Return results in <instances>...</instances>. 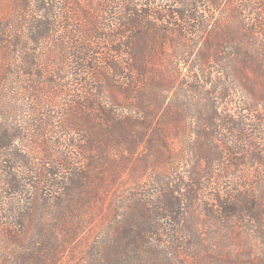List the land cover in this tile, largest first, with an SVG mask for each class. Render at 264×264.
<instances>
[{
    "label": "rangeland",
    "instance_id": "374dc122",
    "mask_svg": "<svg viewBox=\"0 0 264 264\" xmlns=\"http://www.w3.org/2000/svg\"><path fill=\"white\" fill-rule=\"evenodd\" d=\"M99 1L90 4L88 0H79L69 5L60 0L51 2V5L55 4L48 16L52 31L48 41L36 51L46 74L43 80L37 79L34 83L41 89L35 100L25 95V81L29 82L30 77H23L19 72L23 62L16 60L14 55L4 66L0 65V143L12 142L15 152L22 151L23 141H9V137L29 126L23 132L27 145L25 151L31 157L33 167L42 175L49 174L47 171H59L55 165L58 159L69 155L76 158L75 161L81 159L79 163L86 159L79 158L77 148L68 144L77 137L83 145V138L88 133L81 131L72 138L67 125L63 126L71 95L80 96L79 91L72 90L71 94L59 91L62 86L74 85L86 76L76 68L77 59L88 58L84 64L82 62L86 66L88 62L102 61L111 47H122L129 52L133 47L134 53L144 56L139 58L154 71V75H149L152 80L148 84L139 83L134 88V84L129 83L130 94L124 90L126 80L112 81L105 75L97 76L98 91L110 95L111 104L118 103V106L111 107L122 114L134 115L125 105L136 104L138 97L147 94L145 100L152 119L146 129L138 127L139 130L145 129L142 130L144 140L135 152L125 150L126 153L119 154L121 147L116 145L114 148L115 159L125 160L126 166L120 169L115 165L112 174L118 173V177L114 176L113 188L104 204L95 203V207L101 205L108 215H103L101 211L104 210L98 208V216L91 227L62 253L59 264H84V253L109 220L115 217L121 220L124 208L128 213L136 199H147L151 210L155 207L159 213H164L163 195L172 193L178 182L184 187L181 190L184 204L178 210L181 219H157L161 230L150 229L153 242L175 240L181 247L176 253L185 258L203 250L207 253L205 250L211 247L214 252L221 249L218 254L226 257L223 262L226 264H264V240L260 236L261 231L264 232V33H241L237 24L243 18L236 16L238 14L228 18L236 7L232 3L216 10L203 0L197 7L202 24L199 25L196 19L192 21L195 23L193 32L188 29L179 32V28H187L181 21V26H175L176 32L165 37L163 28H168L167 23L150 17L149 23L157 24V27L148 25L137 29L130 33L132 38L115 37L119 30L112 28L109 31L98 29L94 37L85 41L83 38L88 34L84 31L90 29L86 26L88 23H108L113 19L92 10L91 5L101 4ZM158 2L155 8L162 11L163 2ZM75 6L78 14L74 13ZM92 11L95 13L90 15ZM21 13L16 0H0V23L15 50L16 35L24 43L29 38ZM30 14H33L32 10ZM246 18L251 24L253 18ZM16 21L22 25L17 29ZM235 32H240L241 41H232L231 47L220 48L221 37L228 38ZM177 33H183L184 40ZM247 33L249 38L244 37ZM104 34L110 35V39L104 38ZM210 38L214 39L213 44L205 43V39ZM127 41L128 44L131 41L130 48ZM27 45L32 50L37 48L32 43ZM118 54L112 59L124 65L125 61L137 59L128 53ZM49 77L52 84L47 81ZM19 79L24 80L19 83ZM228 121L233 123L225 129L222 123ZM163 131L167 133L169 144L165 148L161 140ZM32 134L36 136L32 137ZM229 148L238 153H231ZM6 153V150L0 151V261L1 255L13 248L7 244L4 227L5 224L9 227L16 225V207L19 205L15 192L16 173L26 175L28 180H39V176H31L29 171L21 174L18 171L20 162L14 155H4ZM170 154L171 159L167 158ZM47 156L49 161L46 162ZM39 185L42 194L53 192L46 183ZM34 189L30 185L29 190L33 192ZM219 198L240 209L232 221L220 218ZM171 201L174 202L175 198ZM256 213H260V221L247 216ZM132 216L136 219L135 215ZM198 240L204 241V249L196 243ZM160 245L165 248L163 243ZM210 254L213 253L210 251ZM206 264L217 263L212 258Z\"/></svg>",
    "mask_w": 264,
    "mask_h": 264
},
{
    "label": "trees",
    "instance_id": "16d2710c",
    "mask_svg": "<svg viewBox=\"0 0 264 264\" xmlns=\"http://www.w3.org/2000/svg\"><path fill=\"white\" fill-rule=\"evenodd\" d=\"M54 1L16 0V5L22 11L23 26L27 25L29 31V38L26 43L19 35H16V50L10 46L7 39L8 34L3 30L0 23V65L4 66L5 62H9L14 55H16V60L20 59L23 62L20 65L21 70L19 72L23 77H30L29 82L25 81V95L33 100L41 92L40 87L34 83L37 79L43 80L46 74L45 66L40 63L36 51H39L42 47L41 45L48 41L50 37L52 22L48 19V16L54 9L55 4L51 5V2L53 3ZM60 1L65 5H69L70 3H78L79 0ZM94 1L88 0L90 4ZM158 1L163 2L162 11H157L155 8L156 3H159ZM207 1L208 4H211L210 8L216 10H220L222 5L226 6L230 5V3L236 6L228 15V18L233 17L234 14H238L236 16L243 18L237 24L241 33L245 31L264 33V0ZM200 2H203V0H100L99 3L101 4L91 5L92 10L101 15L111 16L113 19H110L108 23H104V21L88 23L86 26L90 29L89 31H84L85 33L87 32L86 35L88 34V36H84L83 39L85 41L90 40L98 29L108 31L112 28L117 29L119 31L115 37L119 36L121 38L123 36L129 37L130 33L136 32L137 29L147 28L148 25L156 28L157 24L149 23L150 17H153L156 21L167 23L168 28H163L165 37H169L171 33L176 32L177 28L175 26H181V21L187 28H179V32L184 33L187 29L193 32L195 29L192 28H194L195 23L192 21L196 19L199 25L202 24L197 14V7ZM204 2L206 3V1ZM74 8V13L78 14V7L75 6ZM31 10L33 14H30ZM93 11L90 15L95 13ZM35 14L36 16H32ZM248 16L253 18L251 24L246 22V17ZM18 26L22 25L19 21H16V29ZM240 32H235V35H230L228 38L221 37L220 42L218 41L220 48L231 47L232 41L235 43L241 41L242 35ZM183 33H177V35L183 39ZM130 37L132 38L133 36ZM244 37L249 38L248 33L244 34ZM104 38L110 39V35L107 34ZM212 40L214 39H205V43L213 44ZM29 43L37 45V48L33 50L28 48L27 44ZM126 45L130 48L131 41L129 44L127 41ZM133 49L131 47L132 51L129 52L122 47H111L109 53L103 57L102 61L97 62L96 60L97 63L94 61L92 63L88 62L89 64L86 66L83 64L88 61V58L77 59L76 68L86 74V76L81 77L74 85H64L59 89V91L69 92L70 94L72 90L74 92L79 91L80 96L71 95L72 99H70L63 126L67 125V132L69 137L72 138L81 131L88 133L83 138V145L77 137L74 138V142L68 144L77 148L79 158H86L83 161L84 163H79L81 159L75 161L76 158L73 159L69 155L55 161L59 171H47L46 173H49L47 175L39 173L33 167L32 159L25 151L27 145L24 144V138L26 137L23 132L29 126H25L24 131H22V128L19 129V133L16 131L9 137V141H14L15 139L16 141H23L22 151L18 152L16 150L15 152L11 145L12 142L0 143V151L6 150L7 152L4 155H14L16 161L20 162L21 165L18 171L20 170L21 174L29 171L31 176H39L37 178L39 182L31 179L29 181L26 175L16 173V191H14L19 197V205L16 207V225L9 227L5 224L4 227L7 244L13 248L10 252L6 251L1 255L0 264H59L63 257L62 253L91 227L98 216V208L104 210L101 205L102 203L104 204V200L113 188L114 176L117 175L118 177V173L112 174L114 167L118 165L120 169H124L126 166L125 160L118 161L115 159L113 150L116 145H119L121 147L119 154L126 153L125 150H129L131 153L135 152L136 148L144 140L142 130L145 131L147 128L146 125L152 119V114L149 111L148 102L145 100L147 94L138 97V103L125 105V107L134 112V115L132 113L122 114L111 107V105L113 107L118 106V103L111 104V96L98 91L95 83L97 76L101 78L104 75L112 81L116 79L126 80L124 90L128 94L131 93V89L128 86L129 83H133L134 88L139 83L148 84V81L152 80L149 75H154L153 68H149L144 59L139 58L144 56L134 53ZM86 50H90V48H86ZM75 51L78 52L79 50L75 49ZM118 53H128L134 59H137L131 62L125 61V65L121 62L117 63L112 59V56L118 57ZM103 68L106 69L103 70ZM23 80L19 79L18 82L21 83ZM51 80V77L47 79L50 84H52ZM77 85H79V89ZM143 113L146 115L144 116ZM232 123L233 121H228L222 124L225 129H229ZM140 126L145 127V129L141 128L139 130L138 127L140 128ZM165 134L167 133L163 131L161 137L164 148L169 147ZM31 136L34 137L36 135L32 134ZM29 141L32 142L30 139ZM229 150L231 153H238L232 148H229ZM167 158L171 159V154ZM45 161H49L48 156L45 157ZM15 167L13 166V168ZM41 182L52 188L51 196L42 194L41 185H39ZM181 184L183 183L178 182L174 185L172 193L163 195L162 210L164 213L162 211L159 213V210L155 207L151 210L149 200L139 198L130 205L128 213L126 212L127 209L124 208L121 220H117L116 217L112 221L109 220L100 236L92 242L84 253V264H206L212 258L217 264H226L223 263L226 257L218 254L221 249L214 252L211 247H207V251L205 250L207 253H204L203 250L202 253L185 258L176 253V250H180L181 247L177 246L175 240L169 242L162 240L153 242L151 240L150 229H156L158 232L161 230L160 224L156 222L157 219H181V212H178L184 204L183 194L181 193L184 187ZM30 185L35 188V191L29 190ZM171 198H175V201L172 202ZM218 200L220 203L218 208L220 218L232 221L234 215L240 209L236 205H227L226 201L221 198ZM97 202H101V205L95 207ZM101 212H104L103 215H108V211L104 210ZM132 215H135L136 219ZM247 216L251 220L257 219L260 221V213L247 214ZM260 236L261 240H264L263 231H261ZM161 243H163L165 248H161ZM196 243L199 246L202 245L204 249V241L198 240ZM210 251L213 254H210Z\"/></svg>",
    "mask_w": 264,
    "mask_h": 264
}]
</instances>
